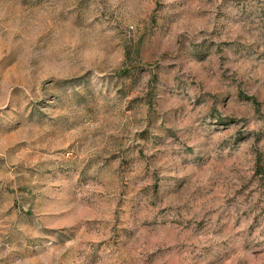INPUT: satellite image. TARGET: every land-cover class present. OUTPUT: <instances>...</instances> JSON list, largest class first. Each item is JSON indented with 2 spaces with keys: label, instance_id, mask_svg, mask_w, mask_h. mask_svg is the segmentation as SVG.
Here are the masks:
<instances>
[{
  "label": "rangeland",
  "instance_id": "rangeland-1",
  "mask_svg": "<svg viewBox=\"0 0 264 264\" xmlns=\"http://www.w3.org/2000/svg\"><path fill=\"white\" fill-rule=\"evenodd\" d=\"M0 264H264V0H0Z\"/></svg>",
  "mask_w": 264,
  "mask_h": 264
}]
</instances>
